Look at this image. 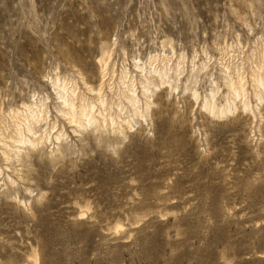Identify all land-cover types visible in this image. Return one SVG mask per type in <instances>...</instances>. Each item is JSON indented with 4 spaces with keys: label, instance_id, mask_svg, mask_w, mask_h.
Instances as JSON below:
<instances>
[{
    "label": "rangeland",
    "instance_id": "obj_1",
    "mask_svg": "<svg viewBox=\"0 0 264 264\" xmlns=\"http://www.w3.org/2000/svg\"><path fill=\"white\" fill-rule=\"evenodd\" d=\"M0 264H264V0H0Z\"/></svg>",
    "mask_w": 264,
    "mask_h": 264
},
{
    "label": "bare ground",
    "instance_id": "obj_2",
    "mask_svg": "<svg viewBox=\"0 0 264 264\" xmlns=\"http://www.w3.org/2000/svg\"><path fill=\"white\" fill-rule=\"evenodd\" d=\"M154 72V71H152ZM165 73H163L162 75H160L159 78V83L163 84L165 83ZM56 86V85H55ZM57 89V93L59 94L58 99H60V104H62L65 108H64V113L66 115H68L69 120L74 122H78L79 125H81L79 123V121L84 120L86 123H89V120H91L92 118V114L95 112V103H89V105H81L78 107V109L76 110V104L74 102L73 98V88L67 89V87L65 86H56ZM127 94H125V98L127 103L131 104L133 106V109H139L140 106L138 105V98L137 97H133L134 96V91L132 90L131 87L127 86ZM94 109V110H93ZM40 114V111L38 109L36 110H28L27 115L25 116V120L26 121H34L37 122L38 120V116ZM24 117V116H23ZM82 119V120H81Z\"/></svg>",
    "mask_w": 264,
    "mask_h": 264
}]
</instances>
